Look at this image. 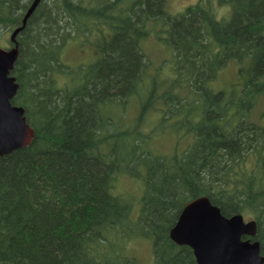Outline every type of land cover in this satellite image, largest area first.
Returning a JSON list of instances; mask_svg holds the SVG:
<instances>
[{
  "label": "trees",
  "instance_id": "trees-1",
  "mask_svg": "<svg viewBox=\"0 0 264 264\" xmlns=\"http://www.w3.org/2000/svg\"><path fill=\"white\" fill-rule=\"evenodd\" d=\"M32 3L0 0V34ZM152 38L172 51L170 79L151 71ZM17 41L12 103L36 136L0 155V264H139L123 252L135 239L151 242L154 264H197L170 231L203 196L255 219L264 255V111L251 118L264 95V0H197L179 14L168 0H43ZM70 45L90 59L67 64ZM232 62L241 90H215ZM169 133L191 142L156 152ZM122 177L142 183L137 210L117 192Z\"/></svg>",
  "mask_w": 264,
  "mask_h": 264
},
{
  "label": "water",
  "instance_id": "water-1",
  "mask_svg": "<svg viewBox=\"0 0 264 264\" xmlns=\"http://www.w3.org/2000/svg\"><path fill=\"white\" fill-rule=\"evenodd\" d=\"M43 0H33L23 26L11 35L14 45L0 47V155L29 147L36 133L27 121L23 107L12 100L20 85L11 75L19 57L17 37ZM258 233L256 220L245 221L242 214L226 217L206 196L188 202L170 231L179 246L192 249L197 264H264L261 245L254 240ZM248 237L249 239H245Z\"/></svg>",
  "mask_w": 264,
  "mask_h": 264
},
{
  "label": "rangeland",
  "instance_id": "rangeland-1",
  "mask_svg": "<svg viewBox=\"0 0 264 264\" xmlns=\"http://www.w3.org/2000/svg\"><path fill=\"white\" fill-rule=\"evenodd\" d=\"M197 0H168V9L173 14H179L188 5L195 3ZM217 12L220 15H225L227 9L219 8ZM222 18L221 16H218ZM11 31L4 32L0 34V46L5 49L11 48L10 44ZM145 52L147 53L149 59L152 63V72L155 69L159 72V75L163 79H170L174 75L173 62H172V51L161 45L155 39H149L144 43ZM92 50L77 47L75 45H70L66 50L64 60L67 64L72 66H78L81 63L87 62L91 57ZM240 66L236 62L230 63L224 70H222L217 76L214 82L215 90L231 91L234 89L241 90L242 80L239 72ZM161 79V80H163ZM264 111V95L260 97L256 104L253 106L251 112L252 121H260L261 113ZM136 106L129 107L126 119L127 122L131 120L136 115ZM158 117L156 115L150 116V125H147V130L152 129L157 125ZM156 123V124H155ZM191 142V137L179 138L171 133L156 137L153 141V147L156 152L161 154H172L175 151L181 152L186 146ZM142 183L140 181L131 179L129 177H122L117 182V192L120 194L128 195L133 198V204L135 205V210L139 205L138 199L142 192ZM246 221L253 220L251 216H245ZM123 252L126 255L134 257L139 264H154V257L152 251V244L148 240L135 239L128 241L123 244Z\"/></svg>",
  "mask_w": 264,
  "mask_h": 264
},
{
  "label": "bare ground",
  "instance_id": "bare-ground-1",
  "mask_svg": "<svg viewBox=\"0 0 264 264\" xmlns=\"http://www.w3.org/2000/svg\"><path fill=\"white\" fill-rule=\"evenodd\" d=\"M26 25H27V24H26ZM25 27H26V26H25ZM24 29H25V28H24ZM24 29H23V30H24ZM21 32H22V31H21Z\"/></svg>",
  "mask_w": 264,
  "mask_h": 264
}]
</instances>
